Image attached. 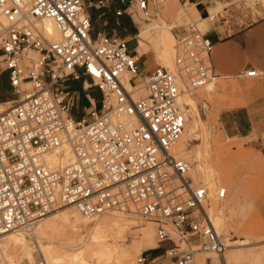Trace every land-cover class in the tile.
Listing matches in <instances>:
<instances>
[{"label":"built area","instance_id":"2783aa9c","mask_svg":"<svg viewBox=\"0 0 264 264\" xmlns=\"http://www.w3.org/2000/svg\"><path fill=\"white\" fill-rule=\"evenodd\" d=\"M114 1L0 0V88L8 92L0 95V234L29 228L61 205L86 218L117 211L155 222L158 247L168 244L157 255L141 252V264H197L200 252L220 257L205 264H227V237L215 226L210 189L174 152L188 120L181 93L217 76L214 43L190 21L177 33L176 71L158 66L145 75L130 39L93 33L88 6ZM119 1L130 10L117 8V15L134 17L137 7L150 18V0ZM46 18L57 23L59 39L38 26ZM73 80L90 102L79 118L72 113ZM92 89L99 99L91 98ZM65 144L73 158L52 168L46 155ZM227 192L222 186L216 195Z\"/></svg>","mask_w":264,"mask_h":264},{"label":"rangeland","instance_id":"374dc122","mask_svg":"<svg viewBox=\"0 0 264 264\" xmlns=\"http://www.w3.org/2000/svg\"><path fill=\"white\" fill-rule=\"evenodd\" d=\"M247 5L251 7L255 16L264 14V0H248ZM192 7L193 6L188 0H150L151 19L145 18L137 7L133 12L134 20L130 19L128 16L125 18V20H123L122 17L119 18V23L122 24L123 21H125L126 24L129 23L134 29L133 32H137V34L142 24L146 26V24H150L154 21L157 22V24L159 23V27L157 26V29L158 33H161L160 36L163 40L161 43L159 41L156 43L154 42L156 41L157 37L154 35L146 39H141L140 35H138V37L130 40L131 47H134L135 43L141 45L142 52H139V54H147L149 56L148 59H143L142 65L144 72H150L152 70L153 64L156 67L165 65L161 63L160 58V54L163 48L165 50V47L166 51H168L170 61L169 66H165L169 69H173L172 71H176L174 61L175 48L178 40L177 33L182 31L183 26L186 23L190 21H197V17H195L193 14ZM221 9L222 5L217 8V10ZM90 11L93 14L96 12L94 6L90 7ZM177 12L182 14L181 17L178 18L176 16L178 14ZM165 21L171 26V28H162L163 22ZM102 25V20L96 19L95 17L94 31L101 28ZM199 26L205 30V27L200 22ZM127 27L128 28L125 31V34L130 35L132 31L129 26ZM162 43H164V45ZM160 47H162V49ZM76 84L78 87H80L79 82ZM184 93L186 95L190 94L196 101L197 133H195L194 139H191L188 142L186 141L187 145L189 144L188 147L192 150L191 154L189 156H183L191 161L192 171L194 170V165L202 163L204 167L206 166L205 169L208 170L209 168H212L216 172L215 188H211L214 194L217 193L219 187L225 186L227 188V195L221 198L219 201L220 205H223L224 207L223 210L220 209L221 213L216 206L218 200H215L214 202L215 215L219 216L220 214L224 213L223 216H225L224 227L222 228V231L219 232L223 233L227 237V242L229 243H234L235 240L240 242L241 239H244L250 242V244L243 245V249L256 248V251H258L260 247H264V105H259L254 108L249 107L252 112L250 117L257 119L254 121H250L249 118L247 121L245 120L248 116L245 108L241 113V117L243 120L242 123L244 124V132L246 133H244L245 135H233V132L236 130L235 126L237 117H235V114L232 113L227 114V112H224L222 115L221 113L225 109L234 107L236 103L235 101H238L239 97L244 95L236 77H221L216 83H210L207 85L205 84L194 91H184ZM7 94L8 92H3V87H1L0 95L6 96ZM97 108L100 110V103H98ZM186 108L188 111V106H186ZM81 111L82 110L79 109V114H81ZM190 115L192 114H189V122L190 120L192 122L193 116ZM220 116H222L224 119H228V132L226 131ZM198 149L203 155L201 162H198L196 159V151H199ZM222 170L224 173H220ZM200 177L204 179L205 176ZM72 208L74 207L62 206L59 207L58 210L54 209L48 212L46 214L47 217L45 216L42 221L46 222L51 220L59 211H67V213L76 214L77 221L75 225L77 226L78 224L77 231H80L79 233L83 236V242L73 245L71 243L67 244V242L56 236L49 237L45 236V234H42V236L39 231L44 233L43 229L37 230L35 236L33 237H20V240L24 239L22 240L24 242L23 247L18 248L17 250H19V252L16 251L14 256L8 255L7 257H4L3 254L0 253V255H2L0 257V264H14V262H16L15 264H18V260H20L22 254L28 251L30 248L33 250L35 259L29 264L34 263V261L38 259H42L44 264H46L44 253L41 252L42 250L40 249L41 242L54 247L56 246L60 250H65L68 252L75 251L81 245L84 247L88 245L90 243L88 236H90V233L95 226L96 220L83 219ZM107 214V216L110 217H121L123 215V217L126 216L125 218L128 219L127 225H124L122 229L117 230L114 233H110L109 236H107V239L112 243H118L117 245L120 247V249H127L132 254V264H141L137 261V257L141 252H144L149 256L157 255L162 251V248L165 245H168L167 243H160V246L158 247L155 222L142 219L135 214L121 213L114 215L110 212ZM66 228L68 231H72L70 226H66ZM4 238L12 239L15 238V236L8 237L0 234V243L5 240ZM59 240H62L61 243ZM233 248L229 249L227 253L228 261L229 257L231 259ZM201 256V253L196 255L197 264H200ZM236 263L264 264V256L255 257V255H253L252 259L250 257L243 263L236 262L232 258L230 264ZM163 264L175 263H172L171 261H165ZM227 264L229 263L227 262Z\"/></svg>","mask_w":264,"mask_h":264},{"label":"bare ground","instance_id":"6f19581e","mask_svg":"<svg viewBox=\"0 0 264 264\" xmlns=\"http://www.w3.org/2000/svg\"><path fill=\"white\" fill-rule=\"evenodd\" d=\"M149 8H150V6H149ZM178 11H179V9H178ZM181 15H182L181 13H178L176 16L179 18V17H181ZM37 24L42 30H44V32L47 34V36L50 39L56 40V39L60 38L61 33L59 30V27L53 19L46 18V19L38 20ZM158 25H159V23L157 24V22H155L154 27L149 32H146L144 34V36L147 38H149L153 35L157 36L156 41H154L155 43L158 41L161 43L163 41L162 37L160 36L161 33H158V29H157ZM162 26H163L162 28H164V27L171 28V26L168 23H166V21L163 22ZM203 31H206V30H203ZM160 43H159V45H160ZM162 44L164 45V43H162ZM160 48L162 49V47H160ZM173 54H174V47H173ZM160 58H161L162 64L169 66V64H170L169 54H168V51H166V47H165V50L163 48V50L160 54ZM174 63H175V61H174ZM165 65H162V66H165ZM174 66H175V64H174ZM170 70H173V69H170ZM218 79H219V77L216 76L213 79H211L207 84L216 83V82H218ZM128 86L130 87V83H128ZM179 100H180L183 108L186 109V111H187L186 106H188V111H189V112L187 111L188 117H189V114H192L190 116H193V121L191 122V120H190V122H191L190 123L189 118H188L186 125H185V129L183 131V134L174 147V152H176L177 154L182 155V156L183 155L189 156L191 154L192 150H191V148L188 147L189 144L187 145V142L191 139H194L195 133H197L196 132L197 106H196V101L194 100V98L190 94L186 95L184 92H182ZM72 158H73V153H72L71 147L68 144H65L62 147H58L57 149L51 151L50 153H48L46 155V159L52 168H61L64 165H66ZM202 158H203L202 152L200 150L196 151V159L198 160V162H201ZM205 167H204V165H202V163H198L197 165H194V168H193L194 170L191 172L196 179L203 181L209 187L211 195H212L211 211L213 212L214 223H215L217 230L221 232L222 228L224 227V224H225V218H224L225 216H223L224 213L220 214L219 216L215 215V205H214L215 200H218L216 203V206L219 209V212H220V209L223 210L224 207H223V205L221 206L219 203L221 198H218L216 195L217 193L214 194L213 190L211 189L212 187L215 186L216 172L212 168H209L207 170V169H205ZM213 168H214V166H213ZM220 173H224L223 170ZM200 176H205V177H204V179H202ZM62 206L72 207L70 205H61L55 209L58 210L59 207H62ZM72 209L75 212H77L83 219H95L96 220L95 226H94L93 230L91 231L90 236H88L90 239L89 240L90 243L88 245H86L85 247L83 245H81L76 250L74 249L75 251L68 252L65 250H60L56 246L54 247L52 245L43 244L41 242L40 249L42 250L41 252L44 253L46 264H132V260H133L132 254L127 249H124V248L120 249V247L117 245L118 243L117 244L115 242L112 243L107 239V236H109L110 233H114L115 231L122 229L124 227V225H127L128 219L125 218L126 216L123 217V215H122L121 217H115V216L110 217V216H107L108 215L107 214L108 212H107L105 214H102V215H99V216H96L93 218H86V217H83L75 208H72ZM50 211H52V210H50ZM114 212H117V211H112L110 213H112L114 215L123 213V212H118V213H114ZM47 213H45L44 215L37 218L35 223L29 228L12 230V231L1 234L3 236H8V237L9 236L10 237L15 236V238H12V239H5L4 238L5 240L3 239L4 241L2 243H0V253H2L4 257H7L8 255L14 256L16 254V251L19 252V250H17V249L20 247H23L24 242L22 240H24V239L20 240L21 239L20 237H33V236H35L36 231L41 230V229H43V232H44V233H41L42 231H39L41 235L45 234V236H49V237H55L56 236V237L62 239L63 241L67 242V244L71 243L73 245V244H78V243L83 242V236L79 233L80 231L79 232L77 231L78 224H77V226L75 225L76 221H77L76 214L67 213V211L66 212L59 211L55 214L54 218H52L51 220H48L46 222L45 221L43 222L42 220L44 219V217L46 216ZM49 217H51V216H49ZM66 226H70L72 231H68ZM84 228H85V226H84ZM110 238H112V237H110ZM61 241L59 240L60 243H61ZM57 242H58V240H57ZM247 244H250V242H248L247 240H244V239H241L240 242L238 240H235L234 243L228 242L229 247L223 253L224 259L230 264L232 258L236 262H240V263L242 262L243 263V262L247 261L250 257L252 259L253 255H255V257L264 256V247H262V248L260 247L258 251H256V248L243 249L242 246L247 245ZM233 247H238V248H233ZM232 248H233V250H232V254H231V259L229 257V261H230L229 262L227 259V253H228L229 249H232ZM200 253L202 254L200 264H205L207 257H211L212 261L216 262V263H218L220 261L219 255L215 252H200ZM1 256L2 255H0V257ZM34 259H35V257L33 254V250L30 248L28 251H26L22 254L20 260H18V259L17 260L19 261L18 264H29ZM15 263L16 262H14V264ZM244 264H246V263H244Z\"/></svg>","mask_w":264,"mask_h":264},{"label":"crops","instance_id":"0c3cea01","mask_svg":"<svg viewBox=\"0 0 264 264\" xmlns=\"http://www.w3.org/2000/svg\"><path fill=\"white\" fill-rule=\"evenodd\" d=\"M87 4L90 1L85 0ZM186 1V0H185ZM193 6V14L207 31L208 36L214 43L212 52V62L217 77H236L238 79L241 91L244 95L239 97L238 101H235V105L232 108L225 109L224 112L235 114L237 117L235 131L233 135H245L244 124L242 123L241 113L246 108L248 113L247 119L254 121L257 119L251 118L252 114L249 107H256L264 105V14L255 16L251 7L247 5L248 0H188ZM222 5L221 10H217ZM93 7V5H91ZM90 5L88 11L93 18V33L106 32V33H118L119 35L128 39H134L140 35L141 39H146L144 36L146 32H149L155 25V21L150 24H143L140 26L139 32H133L134 29L129 23L125 21L119 23V18H127V16L134 20L128 12L122 15L116 14V9H127V4L121 3L119 0H115L114 3L106 7H95L96 12L93 14L90 11ZM211 13H216V18L209 19ZM102 20V27L94 31V19ZM151 19V17L149 18ZM120 24V25H119ZM127 26L131 29V34H125ZM141 30V31H140ZM137 34V35H136ZM139 42V38H138ZM138 50L140 56L139 64L145 75L152 72L156 66L152 65L150 72H144L143 59L149 58L147 54H139L141 51V45L136 44L132 49ZM158 67V66H157ZM257 69L259 75L249 76L240 74L247 69ZM77 82L80 83V87L77 86ZM69 87L74 90L78 96L77 106L72 109L73 115L81 117L83 114V107H89L90 102L86 97V91L82 87L80 80L69 81ZM84 92V93H83ZM91 98L95 100L99 99L100 93L97 89L90 91ZM85 99V100H84ZM248 107V108H247ZM81 109V114H79ZM221 121L224 123L225 129L228 132V119L222 118Z\"/></svg>","mask_w":264,"mask_h":264}]
</instances>
